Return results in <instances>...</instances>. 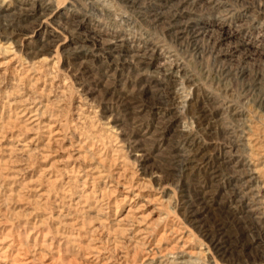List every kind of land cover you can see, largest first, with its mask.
Listing matches in <instances>:
<instances>
[{
  "label": "rangeland",
  "instance_id": "1",
  "mask_svg": "<svg viewBox=\"0 0 264 264\" xmlns=\"http://www.w3.org/2000/svg\"><path fill=\"white\" fill-rule=\"evenodd\" d=\"M0 264H264V0H0Z\"/></svg>",
  "mask_w": 264,
  "mask_h": 264
}]
</instances>
